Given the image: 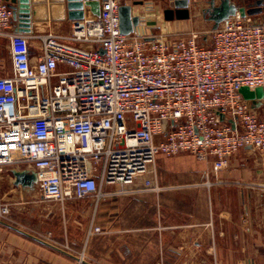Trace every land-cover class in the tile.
I'll return each instance as SVG.
<instances>
[{"label":"built area","instance_id":"built-area-1","mask_svg":"<svg viewBox=\"0 0 264 264\" xmlns=\"http://www.w3.org/2000/svg\"><path fill=\"white\" fill-rule=\"evenodd\" d=\"M127 1L101 0L100 16L73 20L68 33L31 35L13 29L14 9L0 0L12 60V74L0 77V172L32 169L44 200L98 204L161 191L150 181L130 188L161 153L191 152L217 172L241 148L264 155V104L253 107L240 92L264 88V23L237 14L206 36L177 38L139 15L127 35L119 14ZM32 37L41 43L36 55ZM0 212L10 209L0 203Z\"/></svg>","mask_w":264,"mask_h":264},{"label":"crops","instance_id":"crops-1","mask_svg":"<svg viewBox=\"0 0 264 264\" xmlns=\"http://www.w3.org/2000/svg\"><path fill=\"white\" fill-rule=\"evenodd\" d=\"M140 7L148 11L142 23L153 32L173 31L181 23L166 20L159 3L147 0ZM134 13L139 14L135 6ZM249 17L264 23V11ZM72 21L32 19L31 30L25 33H68ZM13 25L19 32L17 20ZM0 39L7 41L10 55L8 40ZM40 44L32 37V55L39 53ZM11 74L12 60L11 69L0 68V77ZM7 168L14 183L15 171L34 172L25 166ZM207 178L212 186L205 184ZM146 181L163 189L114 195L95 203L93 225L110 231L94 238L89 247L94 254L87 264H264V155L260 152L241 148L230 168L219 172L212 160L191 152L164 155L130 188L142 187ZM24 188L32 192V187ZM24 234L0 221V264H76V256Z\"/></svg>","mask_w":264,"mask_h":264},{"label":"rangeland","instance_id":"rangeland-1","mask_svg":"<svg viewBox=\"0 0 264 264\" xmlns=\"http://www.w3.org/2000/svg\"><path fill=\"white\" fill-rule=\"evenodd\" d=\"M134 1L129 0L130 3ZM145 1L147 0H144V3ZM150 1L153 4L159 3L163 7L166 2V0ZM216 1L220 2V0ZM246 1L250 3L254 0ZM208 2L209 0H197L192 6L190 19L181 20L176 30L164 29L163 32L169 37L177 38H186L193 31L203 36L208 35L213 26V21L208 20V14H204V8L210 6ZM237 3L243 5V2L237 1ZM135 8L143 16L148 14V11L140 5H135ZM159 32L161 31H156V33ZM6 46L7 41L0 39V68L9 70L11 69V58ZM161 156L164 154H159L157 158ZM25 189L22 185H15L10 171L5 169L0 172V203L7 205L10 209L7 215H2L0 212V221L13 227L17 233H25L28 237L41 242L45 241L63 249L70 255L84 256L88 261L90 253L94 254V250L89 249L94 238L104 236L103 234L110 231L100 226L101 231L95 232V227L99 226L93 225L95 202L91 199L72 200L65 203L53 202L42 199L36 186L32 187L31 193L26 192Z\"/></svg>","mask_w":264,"mask_h":264},{"label":"water","instance_id":"water-1","mask_svg":"<svg viewBox=\"0 0 264 264\" xmlns=\"http://www.w3.org/2000/svg\"><path fill=\"white\" fill-rule=\"evenodd\" d=\"M14 9V19L17 20L19 32H29L31 21L78 20L87 17H97L101 13V0H8ZM144 0H135L120 7V29L124 34L135 33L141 23L139 14L134 13V6L141 5ZM210 6L204 8L208 20L213 21L216 29L220 23L230 16L240 14L250 16L264 11V0H257L254 4L239 5L235 0L209 1ZM192 6L187 0H172L164 3V17L166 20H188L191 18ZM206 16V15H205ZM240 92L246 99L252 100L253 107H261L264 102V88L251 90L243 86ZM17 185L33 187L36 182L35 172L15 171Z\"/></svg>","mask_w":264,"mask_h":264},{"label":"flooded vegetation","instance_id":"flooded-vegetation-1","mask_svg":"<svg viewBox=\"0 0 264 264\" xmlns=\"http://www.w3.org/2000/svg\"><path fill=\"white\" fill-rule=\"evenodd\" d=\"M256 2V0L255 1H253V2H250V3H252V4H254ZM248 4V3H247Z\"/></svg>","mask_w":264,"mask_h":264}]
</instances>
